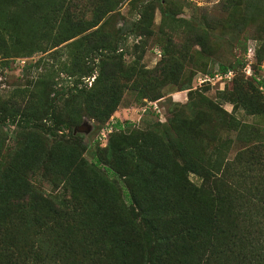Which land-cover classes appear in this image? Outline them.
<instances>
[{
    "label": "trees",
    "instance_id": "obj_1",
    "mask_svg": "<svg viewBox=\"0 0 264 264\" xmlns=\"http://www.w3.org/2000/svg\"><path fill=\"white\" fill-rule=\"evenodd\" d=\"M16 1L20 7L28 0ZM102 1L107 6L112 0ZM96 2L97 19L87 25L75 22L66 0L45 10L43 20L57 45L99 24L103 8L101 0ZM152 5L153 0L139 6L134 29L149 26ZM16 21L14 14L0 23V51H7V38L14 39L24 26H15ZM257 36L260 55L264 24ZM88 38L74 66L62 70L74 78L73 88L53 81L24 109L6 111L0 104V264H264L262 149L249 147L230 159L232 139L213 146L218 138L209 136L210 126L227 114L202 94L184 106L191 115L176 114L167 125L126 133L117 123L120 129L92 164L83 156L85 147L63 134L84 115L109 119L126 90L158 99L168 85L185 83L179 78L163 83L178 74L174 57L179 56L169 57L166 47L161 62L147 71L139 62L125 66L124 54L117 53L119 38L101 39L98 30ZM96 58L100 63L92 64ZM97 69L92 86L84 85ZM229 70L234 71L223 66L222 74ZM258 84L245 87L242 78L234 79L232 93L252 113L263 115L264 81ZM10 124L19 130L20 142L5 159ZM41 174L57 193L39 189L35 181Z\"/></svg>",
    "mask_w": 264,
    "mask_h": 264
},
{
    "label": "rangeland",
    "instance_id": "obj_2",
    "mask_svg": "<svg viewBox=\"0 0 264 264\" xmlns=\"http://www.w3.org/2000/svg\"><path fill=\"white\" fill-rule=\"evenodd\" d=\"M35 1L28 0L19 7L16 0H0V23L6 24L15 14L19 20L15 26L24 24L14 39L7 38V51H0V104L6 111L13 106L24 109L28 100L40 99L50 90L53 81L73 88L74 78L62 70L74 66L76 56H80V50L88 44V36L98 30L101 39L122 40L117 53L124 54L125 66L139 62L147 71H152L161 62L166 47L169 57L179 56L174 57L178 74L177 77L169 75L167 81L161 74V80L165 83L179 78L185 83L182 88L168 85L158 99L140 91L126 90L121 105L109 119L100 121L84 115L82 122L72 130L64 129L63 134L69 141L75 143L76 140L85 147L83 156L88 163L96 161V153L107 146L113 132L120 129L115 126L117 123L124 125L122 132L126 133L135 128L147 130L158 123L167 125L176 114L191 115L184 106L197 100L199 94L227 114L225 120L218 119L210 126L209 136L218 138L213 146L232 139L230 159L249 147L261 148L264 155V114L252 113L232 93L234 79L242 78L245 87L252 83L259 86L258 83L264 81V50L260 55L257 52V30L264 24V0H153V19L145 29H134L133 24L139 18V6L151 0H112L107 6L101 0L103 12L99 24L58 45L50 32L51 25L43 20V13L52 3L62 0H38L42 11L35 10ZM98 5L96 0H66L75 22L85 25L97 19ZM197 37L200 44L196 43ZM81 61L84 63L82 58ZM93 63L99 64L100 59L96 58ZM223 66L234 69L232 78L216 77L222 73ZM97 75L98 69L94 76L86 77L83 84L92 86ZM161 86V83L156 85L158 90ZM261 89V104H264V88ZM237 101L243 106L238 103L236 107ZM207 112L216 116L213 111ZM112 126L113 131L108 133ZM241 127L245 128L242 133L239 132ZM104 130L109 134L107 137L102 135ZM18 131L15 125L8 126L3 144L5 159L10 158L19 145ZM244 135L246 139H240ZM252 137L255 140L248 142ZM191 178L199 181L197 176ZM35 182L44 192L59 191L42 174Z\"/></svg>",
    "mask_w": 264,
    "mask_h": 264
},
{
    "label": "built area",
    "instance_id": "obj_3",
    "mask_svg": "<svg viewBox=\"0 0 264 264\" xmlns=\"http://www.w3.org/2000/svg\"><path fill=\"white\" fill-rule=\"evenodd\" d=\"M234 72L232 70H229L227 73L225 74H222V73H219L218 75H216V77H220V79H229V78H232ZM113 131V126L111 128L108 129V133H111ZM102 135L104 137H107V133L104 131H102Z\"/></svg>",
    "mask_w": 264,
    "mask_h": 264
}]
</instances>
